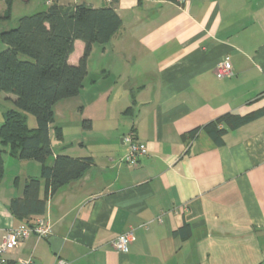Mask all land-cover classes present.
<instances>
[{"label":"crops","instance_id":"0c3cea01","mask_svg":"<svg viewBox=\"0 0 264 264\" xmlns=\"http://www.w3.org/2000/svg\"><path fill=\"white\" fill-rule=\"evenodd\" d=\"M54 2L111 6L121 26L91 46L79 94L53 105L47 163L66 154L90 164L51 195L42 181L51 232L27 238L9 261L264 264V0ZM46 7L35 0L25 14ZM73 46L68 62L76 64L84 43ZM225 58L233 75L218 78ZM226 114L255 116L217 143L204 126ZM128 131L145 148L134 166L121 161ZM39 175L38 162L4 157L0 234L24 222L9 203ZM129 229L127 250H115L111 240Z\"/></svg>","mask_w":264,"mask_h":264},{"label":"trees","instance_id":"16d2710c","mask_svg":"<svg viewBox=\"0 0 264 264\" xmlns=\"http://www.w3.org/2000/svg\"><path fill=\"white\" fill-rule=\"evenodd\" d=\"M0 25L11 18L15 0H2ZM15 26L0 30V92L11 94L5 98L14 107L2 112L0 123V180L4 175L3 152L19 160H34L40 164L39 177L25 180L22 196L10 200L11 213L24 222L41 215L45 199L40 198L41 183L46 196L66 183L79 178L90 164L89 157L53 155L49 129L54 122L53 105L79 94L87 74V58L93 44L104 45L121 26V18L111 6L91 7L80 3L63 7L56 2L43 10L19 16ZM75 40L84 43V50L76 64L68 62ZM128 111V109L126 110ZM26 113L35 118L29 127ZM255 115L226 114L204 126L211 137L220 143L222 134L237 127ZM222 124V127L219 125ZM226 126H223V125ZM84 129L90 120L82 119ZM56 136L60 130L54 128ZM196 129L190 132L193 135Z\"/></svg>","mask_w":264,"mask_h":264},{"label":"built area","instance_id":"2783aa9c","mask_svg":"<svg viewBox=\"0 0 264 264\" xmlns=\"http://www.w3.org/2000/svg\"><path fill=\"white\" fill-rule=\"evenodd\" d=\"M179 1L186 2L189 0ZM52 2H54V0H44V3L47 5ZM215 75L218 78L231 77L233 75L229 59L225 58L217 66ZM122 142L126 145V152L122 156L121 161L134 166L137 163L138 158L145 153V148L137 140L133 131L125 133L122 136ZM50 232L51 224L41 215L32 217L30 221H25L16 226L5 228L0 234V264H32L31 258H19L14 262H10L7 258V254L18 248L30 236L45 238L50 234ZM132 240L133 231L132 229H129L125 232L117 234L111 240V246L119 252H124L127 250L128 245ZM62 263V261H59V264Z\"/></svg>","mask_w":264,"mask_h":264},{"label":"rangeland","instance_id":"374dc122","mask_svg":"<svg viewBox=\"0 0 264 264\" xmlns=\"http://www.w3.org/2000/svg\"><path fill=\"white\" fill-rule=\"evenodd\" d=\"M35 0H31L30 2L22 1V0H15L13 3V7L11 9V18L6 24L0 25V30L4 28L5 25L7 27L15 26L17 23V18L21 15H24L29 9L31 11L32 7L34 6ZM4 46L0 43V48H3ZM4 93L0 92V123L2 122V112L5 109H8L10 107H14L13 104H11L8 100H6L3 97ZM60 119V118H59ZM57 119V121L59 120ZM26 122L29 127H34L36 122L33 115L26 113ZM8 156L6 152H3V157Z\"/></svg>","mask_w":264,"mask_h":264}]
</instances>
